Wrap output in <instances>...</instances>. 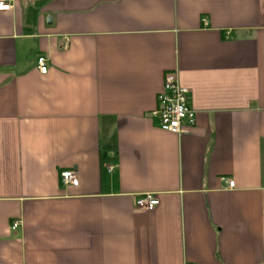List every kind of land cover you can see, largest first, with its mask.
I'll use <instances>...</instances> for the list:
<instances>
[{"label":"crops","instance_id":"0c3cea01","mask_svg":"<svg viewBox=\"0 0 264 264\" xmlns=\"http://www.w3.org/2000/svg\"><path fill=\"white\" fill-rule=\"evenodd\" d=\"M170 70L187 134L149 115ZM0 264H264V0L0 11Z\"/></svg>","mask_w":264,"mask_h":264},{"label":"built area","instance_id":"2783aa9c","mask_svg":"<svg viewBox=\"0 0 264 264\" xmlns=\"http://www.w3.org/2000/svg\"><path fill=\"white\" fill-rule=\"evenodd\" d=\"M0 11L13 9V0H0ZM36 66L41 74L48 72V64L45 56H38ZM153 120H156L159 127L167 132L177 135L187 134L194 126L196 111L190 103L189 89L180 84L175 70L165 72L161 90L156 95V105L149 113ZM107 170L111 171L112 166L108 165ZM62 184L77 185L78 177L74 169L60 172ZM228 188L235 186L233 179H228ZM158 198L150 193L144 194L135 199V206L142 210H149L158 204ZM19 220L11 223V229L19 226Z\"/></svg>","mask_w":264,"mask_h":264},{"label":"snow or ice","instance_id":"6c2138e0","mask_svg":"<svg viewBox=\"0 0 264 264\" xmlns=\"http://www.w3.org/2000/svg\"><path fill=\"white\" fill-rule=\"evenodd\" d=\"M0 6H2V5H0Z\"/></svg>","mask_w":264,"mask_h":264}]
</instances>
